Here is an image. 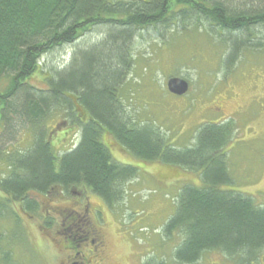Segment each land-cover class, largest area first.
I'll use <instances>...</instances> for the list:
<instances>
[{
	"label": "trees",
	"instance_id": "trees-1",
	"mask_svg": "<svg viewBox=\"0 0 264 264\" xmlns=\"http://www.w3.org/2000/svg\"><path fill=\"white\" fill-rule=\"evenodd\" d=\"M195 25L226 47L221 67L229 72L245 50L264 49V0H0V164L6 168L0 177V242L2 221L32 217L70 188L86 187L110 205L119 202L139 169L114 159L104 139L112 135L138 159L202 178L204 186L182 188L166 226L167 235L178 230L183 236L174 253L178 263L196 264L205 252L222 250L250 264L264 251V206L220 189L233 183L226 148L235 122L204 123L191 146L176 148L158 128L132 121L120 95L133 71L139 34L155 31L164 38L173 28ZM88 33L97 36L95 45L75 49L64 69L44 70L45 56ZM37 77L42 85L33 82ZM55 120L72 124L79 135L64 151L52 144L60 126L51 131ZM27 133L29 146L19 150Z\"/></svg>",
	"mask_w": 264,
	"mask_h": 264
},
{
	"label": "rangeland",
	"instance_id": "rangeland-1",
	"mask_svg": "<svg viewBox=\"0 0 264 264\" xmlns=\"http://www.w3.org/2000/svg\"><path fill=\"white\" fill-rule=\"evenodd\" d=\"M202 28L195 25L194 29L182 32L173 28L164 38L157 37L155 31L139 34L133 71L120 95L132 121L158 128L169 145L176 148L191 146L197 128L204 123L233 120L237 131L226 148L233 183L220 189L250 195L256 205L263 207L264 49L245 50L236 66L224 71L221 63L226 47ZM95 36L88 33L76 44L49 53L42 60L44 70L66 68L75 49L96 44ZM172 77L189 84L185 95L169 92L167 84ZM40 80L33 78L34 83L42 85ZM60 122L53 121L51 131ZM58 128L52 140L57 151L77 143L79 135L72 124H60ZM29 138V134L22 136L17 148H28ZM104 139L111 145L116 161L139 169L138 176L124 184L122 199L113 205L106 203L107 224L102 227L108 260L104 264H181L174 253L183 236L178 230L167 235L166 226L176 212L182 188L186 184L202 187V178L186 168L138 159L112 135ZM5 169L0 164V177ZM71 191L81 193L78 187L70 188L63 196L60 192L59 197L52 196L50 203L32 217L24 215L21 221L9 217L1 222L5 230L1 228L4 233L0 264H61L66 240L55 235L56 222L78 199L81 207L84 204V197ZM96 197L93 195L91 200L101 201ZM41 225L49 229V236L42 232ZM230 256L222 250L207 251L196 264H228ZM233 264H240L239 260Z\"/></svg>",
	"mask_w": 264,
	"mask_h": 264
},
{
	"label": "flooded vegetation",
	"instance_id": "flooded-vegetation-1",
	"mask_svg": "<svg viewBox=\"0 0 264 264\" xmlns=\"http://www.w3.org/2000/svg\"><path fill=\"white\" fill-rule=\"evenodd\" d=\"M80 190L81 193L71 192L77 194L79 198L84 197L83 207H81V200L78 199L71 206L73 208L65 209L64 215H60L62 216V218L60 217V221L56 222L55 235L64 236L66 240L61 264H104L108 260V253L107 243L103 237L102 225L107 224L105 220V208L108 205L101 198V201L97 199L96 202L92 201L91 198L94 194H91L88 188L83 187ZM76 208L79 210H76ZM40 228L42 232H46L47 236L50 235L47 227L41 225ZM227 259L233 264V261L236 260L237 262L239 257L230 256V259L228 257ZM250 260L258 264H264V251L259 253L256 259L251 257ZM140 263L142 264V262ZM250 264L255 263L251 262Z\"/></svg>",
	"mask_w": 264,
	"mask_h": 264
},
{
	"label": "water",
	"instance_id": "water-1",
	"mask_svg": "<svg viewBox=\"0 0 264 264\" xmlns=\"http://www.w3.org/2000/svg\"><path fill=\"white\" fill-rule=\"evenodd\" d=\"M167 87L169 92L176 96H183L189 90V84L180 78H171L168 81Z\"/></svg>",
	"mask_w": 264,
	"mask_h": 264
}]
</instances>
